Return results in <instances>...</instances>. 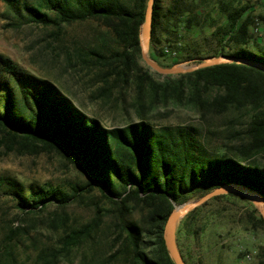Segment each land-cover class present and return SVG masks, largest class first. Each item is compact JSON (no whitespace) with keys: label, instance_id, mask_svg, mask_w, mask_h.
I'll list each match as a JSON object with an SVG mask.
<instances>
[{"label":"trees","instance_id":"1","mask_svg":"<svg viewBox=\"0 0 264 264\" xmlns=\"http://www.w3.org/2000/svg\"><path fill=\"white\" fill-rule=\"evenodd\" d=\"M1 1L13 28L35 23L52 27L59 34L74 23L98 22L105 30L92 52L95 63H122L124 70L114 68L113 72L124 82L127 72H142L140 34L149 0ZM255 7L250 0H155L150 50L155 57L167 59L164 49L158 50L165 40L197 39L209 30L219 48L213 57L227 56L264 66V44L251 32L253 26L264 23V15H253ZM111 43L120 51L112 50ZM175 46L176 60L166 67L201 57L195 40ZM105 49L111 50L109 56L101 53ZM169 78L157 82L148 73L137 74L141 117L159 102L166 105L172 101L186 102L204 121L228 113H246L247 128L236 133L245 139L243 146L235 148L233 154L210 153L200 138L201 130L158 128L145 119L107 128L77 107L54 83L0 54V145L9 153L21 155L56 154L85 178L70 190L50 185L26 189L17 180L0 178V195L13 197L22 213L0 241V264H21L15 255L17 242L29 236L36 225L24 226L22 217L45 213L52 206L55 209L40 225L65 235L58 246L43 249L36 264H61L76 247L88 242L106 219L113 224L115 243H121L114 259L125 256L128 264H175L163 235L176 206L228 184L243 185L264 198V164L257 161L264 155V71L234 62L179 74L175 80ZM146 88L151 99L148 106L142 102ZM95 191L100 197L90 198ZM234 197L248 201L236 194L210 201ZM86 203L92 206L93 218L82 229H71L67 209ZM207 204L182 220L177 242L180 235L192 234ZM249 220L254 228H264V219L256 209Z\"/></svg>","mask_w":264,"mask_h":264},{"label":"rangeland","instance_id":"2","mask_svg":"<svg viewBox=\"0 0 264 264\" xmlns=\"http://www.w3.org/2000/svg\"><path fill=\"white\" fill-rule=\"evenodd\" d=\"M250 1L256 6L252 10L253 15H264V1ZM7 14L6 5L0 0V54L12 58L35 76L54 83L77 107L90 117L99 119L105 127H123L142 119L158 128L193 127L201 130L200 138L210 153L226 151L233 154L235 148L246 142L244 138L236 137V133L244 132L247 128L246 113L237 116L228 113L204 121L186 102L175 104L172 101L166 105L159 102L154 108H148L141 117L137 110V74L148 73L157 82L165 81L167 76L155 72L141 59L139 67L142 72L136 69L127 72V82H124L123 77L113 72L114 68L118 72L124 70L122 63L115 62L112 66L96 64V56L92 52L97 50L99 34L105 30L98 22L90 20L74 23L65 26L57 34L54 28L35 23L13 28L9 26L11 21ZM251 32L257 42L264 44V23L253 26ZM171 40H165L158 50L166 46L174 49L175 45L193 43L195 40L201 51L198 61L220 57H213L219 48L209 30L197 39L190 37L181 41L174 38ZM111 47L114 51L121 49L115 43H111ZM110 51L105 49L101 53L109 56ZM167 56V59L157 58L151 50L149 52L152 61L164 68H171L164 65H171L176 58ZM187 62L178 64L190 67L199 63ZM110 72L113 73L107 75ZM178 75H170L169 79L175 80ZM145 94L142 102L148 106L151 99L147 88ZM257 161L264 164V155L259 156ZM3 177L17 180L26 189L31 185H50L70 190L73 185L85 181L78 169L56 154L21 155L17 152L9 153L5 146L0 145V178ZM92 197L98 199L100 195L95 191ZM54 209L52 206L45 213L22 217L20 222L24 226L36 225L29 236L21 237L17 242L15 255L19 263L36 264L37 256L43 249L58 246L60 238L65 234L49 232L40 225L41 220L50 216ZM254 209L257 210L251 201L235 197L209 201L192 234L178 237L179 249L188 264H264V228H254L249 220ZM67 212L71 229H82L93 218L92 206L87 203L73 204ZM20 215L22 213L17 207V201L1 194L0 241ZM20 222L16 221L15 224ZM116 236L112 222L106 219L92 238L76 247L61 264H128L125 256L113 258L121 248V243H115Z\"/></svg>","mask_w":264,"mask_h":264},{"label":"water","instance_id":"3","mask_svg":"<svg viewBox=\"0 0 264 264\" xmlns=\"http://www.w3.org/2000/svg\"><path fill=\"white\" fill-rule=\"evenodd\" d=\"M154 3L155 0L148 1L145 23L142 26L141 34H140V48H141V59L148 67H150L155 72L166 76L186 74L206 67H211L220 64L234 63V62L257 67L262 71H264L263 65H260L255 62L239 60L227 56H220L217 58H205L199 61H192L199 63L190 67H184L183 66L184 64H176L171 68H164L161 65L155 63L149 58L151 38H152V28H153ZM188 63L190 62H187V64ZM227 194H236L251 201L264 219V198L258 193L246 188L243 185H238V184H228L221 186L209 192L208 194L204 195L195 202H188L186 204L176 206L172 214L169 216L167 223L165 224L164 235H163L168 253L175 264H186L185 259L181 254L177 242V231L180 222L190 212L206 204L213 198Z\"/></svg>","mask_w":264,"mask_h":264},{"label":"built area","instance_id":"4","mask_svg":"<svg viewBox=\"0 0 264 264\" xmlns=\"http://www.w3.org/2000/svg\"><path fill=\"white\" fill-rule=\"evenodd\" d=\"M164 51H165L166 54H168L170 56H173L174 58H176V56H177L176 51L174 49H172L170 46H166L164 48Z\"/></svg>","mask_w":264,"mask_h":264}]
</instances>
